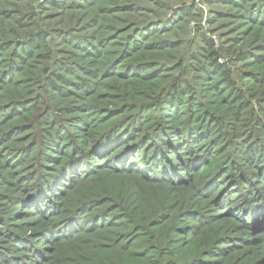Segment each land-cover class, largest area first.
Here are the masks:
<instances>
[{
	"label": "rangeland",
	"instance_id": "1",
	"mask_svg": "<svg viewBox=\"0 0 264 264\" xmlns=\"http://www.w3.org/2000/svg\"><path fill=\"white\" fill-rule=\"evenodd\" d=\"M0 264H264V0H0Z\"/></svg>",
	"mask_w": 264,
	"mask_h": 264
},
{
	"label": "trees",
	"instance_id": "2",
	"mask_svg": "<svg viewBox=\"0 0 264 264\" xmlns=\"http://www.w3.org/2000/svg\"><path fill=\"white\" fill-rule=\"evenodd\" d=\"M219 69H220V67H219ZM226 81H228V82H229V79H226Z\"/></svg>",
	"mask_w": 264,
	"mask_h": 264
}]
</instances>
